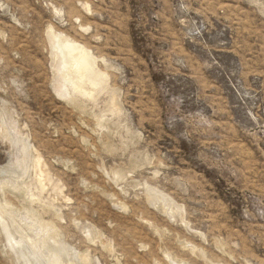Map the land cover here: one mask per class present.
<instances>
[{"label":"rangeland","instance_id":"1","mask_svg":"<svg viewBox=\"0 0 264 264\" xmlns=\"http://www.w3.org/2000/svg\"><path fill=\"white\" fill-rule=\"evenodd\" d=\"M0 264H264V0H0Z\"/></svg>","mask_w":264,"mask_h":264},{"label":"bare ground","instance_id":"2","mask_svg":"<svg viewBox=\"0 0 264 264\" xmlns=\"http://www.w3.org/2000/svg\"><path fill=\"white\" fill-rule=\"evenodd\" d=\"M60 47H61L60 53H62L61 58L63 57L65 59L66 58L71 59L70 60L71 62L68 61L69 59L68 60L66 59L62 67L67 69L69 72H74L75 74L78 75V80L76 81L72 79H68V82L70 83L73 90L80 92V94L85 93L83 90V86H82L84 81H88L94 86L99 83V80L101 77L99 78V76L95 74V71H94L95 69L93 68V63L90 58L91 56H89L84 51V49H81L77 47L76 45H73L71 43H66V42H63V44ZM39 186H42V185H39Z\"/></svg>","mask_w":264,"mask_h":264}]
</instances>
